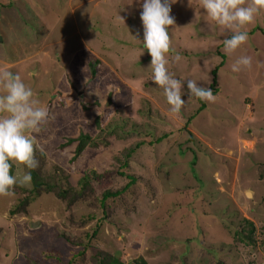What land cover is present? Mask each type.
Returning <instances> with one entry per match:
<instances>
[{
    "label": "rangeland",
    "instance_id": "1",
    "mask_svg": "<svg viewBox=\"0 0 264 264\" xmlns=\"http://www.w3.org/2000/svg\"><path fill=\"white\" fill-rule=\"evenodd\" d=\"M4 1L0 68L49 112L32 133L35 174L73 189L84 174L99 179L79 199L42 193L23 210L32 183L0 196V264H94L105 253L123 264H264V10L227 55L231 33L199 0H170L169 58L184 59L169 70L186 102L173 114L131 37L143 38L142 0H9L11 12ZM240 56L252 65L232 72ZM187 79L214 88L215 102L192 97ZM80 134L96 145L74 159L66 141Z\"/></svg>",
    "mask_w": 264,
    "mask_h": 264
},
{
    "label": "clouds",
    "instance_id": "2",
    "mask_svg": "<svg viewBox=\"0 0 264 264\" xmlns=\"http://www.w3.org/2000/svg\"><path fill=\"white\" fill-rule=\"evenodd\" d=\"M199 5L208 19L231 33L223 40V51L227 55L247 42L248 34L243 29L264 10V0H199ZM141 7L142 41L131 37L142 44L141 53L146 50L150 56L152 82L162 89L169 111L179 114L186 103L181 99L185 81L176 78L169 65L184 58L180 53L169 58L172 51L169 28L175 24V18L170 14V0H142ZM118 18L124 23L120 16ZM251 65V57L240 56L231 65V71L239 72ZM186 87L199 101L213 103L216 100L210 87L199 86L194 79H187ZM48 118L47 106L20 75L0 68V196L13 197L15 186L31 184V170L39 167L34 157L35 137L32 133L38 132ZM13 162L23 166V174L19 177L11 174Z\"/></svg>",
    "mask_w": 264,
    "mask_h": 264
},
{
    "label": "trees",
    "instance_id": "3",
    "mask_svg": "<svg viewBox=\"0 0 264 264\" xmlns=\"http://www.w3.org/2000/svg\"><path fill=\"white\" fill-rule=\"evenodd\" d=\"M211 90L215 93V91H214L215 89L214 88H211ZM192 118L193 117H191V119ZM191 119H189V120H191ZM73 143L76 144L74 155H73L74 159L78 158L80 156V154L85 150V148L88 147L89 145H91V146H95L96 145V143L88 135H85V134H80L77 138L69 139V140L66 141L67 145H70V144H73ZM132 153H133V149L128 150L124 154V157H127L126 159H128V156H130V154H132ZM126 165H127V162L123 161V165L122 166L124 167ZM13 171L14 170L12 168L11 169V174H13ZM31 174H32V182H31L32 183V188L28 191V195L29 196L25 197L21 201V203H20V205H22V209L21 210H23V207L25 205H27L30 201H33L36 198H38V196L40 194H42V193L52 194L57 199H60V200H65V199L68 198L70 201H74V200L79 199L82 196H84L83 194L85 192H88V191L92 192V187H91L92 180L94 179L95 181H97L99 179V175H97L95 172H90V174H84L81 177L80 181L78 182L79 183L78 184L79 185L78 188L77 189H73V188L69 187V185L67 183H66V188L59 187L55 183L52 184V181H51V179H49V177L40 178L39 179L37 177V175L35 174L34 170H31ZM130 178L132 179V177H130ZM131 184H132V182H128L126 184V186L121 191L123 192ZM120 193L121 192H115L113 194V196H117ZM106 196L107 195L105 194L102 200H105ZM18 208L19 207L16 208V211H17ZM15 213L16 212L14 210L11 211V215H13ZM249 227L250 228L252 227L251 223H249ZM76 255H78V253ZM91 261L94 264H123V263H120L119 261H117L114 257L108 255L107 253L100 254V255H97L95 257H92ZM141 264H144V263L141 262Z\"/></svg>",
    "mask_w": 264,
    "mask_h": 264
},
{
    "label": "crops",
    "instance_id": "4",
    "mask_svg": "<svg viewBox=\"0 0 264 264\" xmlns=\"http://www.w3.org/2000/svg\"><path fill=\"white\" fill-rule=\"evenodd\" d=\"M10 5H11V3H9V0H5V1H4V4H3V7H2L3 12H4V10H6L5 7H10ZM12 9H13V7H12ZM6 11L11 12V9H8V10H6ZM2 14H3V13H2Z\"/></svg>",
    "mask_w": 264,
    "mask_h": 264
},
{
    "label": "bare ground",
    "instance_id": "5",
    "mask_svg": "<svg viewBox=\"0 0 264 264\" xmlns=\"http://www.w3.org/2000/svg\"><path fill=\"white\" fill-rule=\"evenodd\" d=\"M247 194H248L247 196H250L251 197L250 193H247Z\"/></svg>",
    "mask_w": 264,
    "mask_h": 264
},
{
    "label": "built area",
    "instance_id": "6",
    "mask_svg": "<svg viewBox=\"0 0 264 264\" xmlns=\"http://www.w3.org/2000/svg\"><path fill=\"white\" fill-rule=\"evenodd\" d=\"M253 264H255V263H253Z\"/></svg>",
    "mask_w": 264,
    "mask_h": 264
}]
</instances>
